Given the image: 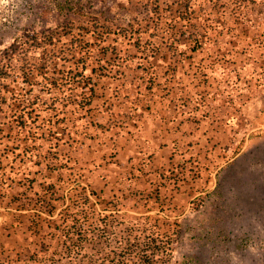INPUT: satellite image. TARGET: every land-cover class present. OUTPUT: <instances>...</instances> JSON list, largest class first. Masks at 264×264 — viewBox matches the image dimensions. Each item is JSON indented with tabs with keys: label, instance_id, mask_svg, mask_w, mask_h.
<instances>
[{
	"label": "rangeland",
	"instance_id": "374dc122",
	"mask_svg": "<svg viewBox=\"0 0 264 264\" xmlns=\"http://www.w3.org/2000/svg\"><path fill=\"white\" fill-rule=\"evenodd\" d=\"M71 69L50 151L21 98ZM0 75V264H205L219 195L264 207V0H0Z\"/></svg>",
	"mask_w": 264,
	"mask_h": 264
},
{
	"label": "built area",
	"instance_id": "2783aa9c",
	"mask_svg": "<svg viewBox=\"0 0 264 264\" xmlns=\"http://www.w3.org/2000/svg\"><path fill=\"white\" fill-rule=\"evenodd\" d=\"M237 196L234 190L220 195L221 215L209 226L206 264H264V207L247 211Z\"/></svg>",
	"mask_w": 264,
	"mask_h": 264
},
{
	"label": "trees",
	"instance_id": "16d2710c",
	"mask_svg": "<svg viewBox=\"0 0 264 264\" xmlns=\"http://www.w3.org/2000/svg\"><path fill=\"white\" fill-rule=\"evenodd\" d=\"M148 30L149 29L143 30L145 38H149V32H147ZM173 33H176V31ZM173 33L171 32V35ZM98 35L99 38H103L105 34ZM42 45L46 47L51 46L50 44L43 43L33 47L30 46L31 49L28 48V50L32 53H35L36 51H38V49H40L39 46ZM77 54V50L75 49L72 53H67L66 57L72 58L75 57ZM71 70L72 71H69L66 75L59 76L56 79V84H51L50 82L46 83L47 85L49 84V87L51 86L49 92L51 94L48 98L49 104H47L46 110H40V103L37 102L38 100H34L31 103H26L23 98H21L22 100L20 103L25 109V111H23L22 117H20L22 123L21 129H23V131H26V134H33L32 137L34 141L37 140L38 136L43 135L45 137V133H48L49 138L51 140V142L48 144V148L50 149V151H52V149L59 148L58 142L61 140L55 138L54 136V133L58 129L68 133V136H70V131L67 130L68 128L65 124L66 122H68V106H71L69 108H72L73 110L76 109L78 111L79 107H82L83 105L89 106L95 96L94 84H82V82L79 80V77H84L83 73L80 70ZM4 79L5 78L0 75V82H3ZM43 111H45V114H43ZM69 115L75 114H72L71 112V114ZM78 119L79 118H74L73 120L79 121ZM85 190L88 198H91L93 195H95V192L89 190L87 187ZM50 214L51 213H49L47 217L51 219L52 214Z\"/></svg>",
	"mask_w": 264,
	"mask_h": 264
},
{
	"label": "crops",
	"instance_id": "0c3cea01",
	"mask_svg": "<svg viewBox=\"0 0 264 264\" xmlns=\"http://www.w3.org/2000/svg\"><path fill=\"white\" fill-rule=\"evenodd\" d=\"M220 196V195H219ZM219 196L218 198H216L215 204L213 206V219L217 220V218L221 215L220 210H219ZM236 200H238V204L241 205L245 210L247 211H256L259 210V208H256L255 206H252L250 204H248L245 200V198H241L239 195L236 197ZM236 200H234L236 202ZM205 264H206V260H205Z\"/></svg>",
	"mask_w": 264,
	"mask_h": 264
}]
</instances>
